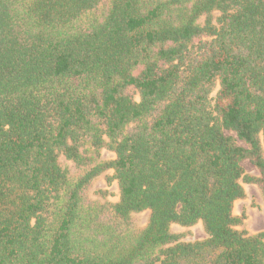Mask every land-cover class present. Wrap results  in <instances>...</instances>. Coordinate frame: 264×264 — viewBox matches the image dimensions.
I'll list each match as a JSON object with an SVG mask.
<instances>
[{"label": "trees", "instance_id": "trees-1", "mask_svg": "<svg viewBox=\"0 0 264 264\" xmlns=\"http://www.w3.org/2000/svg\"><path fill=\"white\" fill-rule=\"evenodd\" d=\"M244 183L264 200V0H0V264H264Z\"/></svg>", "mask_w": 264, "mask_h": 264}, {"label": "rangeland", "instance_id": "rangeland-1", "mask_svg": "<svg viewBox=\"0 0 264 264\" xmlns=\"http://www.w3.org/2000/svg\"><path fill=\"white\" fill-rule=\"evenodd\" d=\"M219 87L217 86L213 92V96L216 95ZM242 144L241 142H239ZM103 156L106 159H112L115 154L111 151L104 150ZM245 171L249 174L256 175L258 170L249 161H243ZM109 174H113V171H109ZM246 195L235 202L234 212L236 215L243 216V223L238 226V229L243 230L249 234L257 233L264 229V200L262 198L259 188L255 184L244 183ZM101 191H105L102 193ZM92 196L98 200H110L117 201L119 199V187L116 180L111 183L105 178V176L99 177L95 181ZM149 211H143L134 215L135 220L139 226H145L148 222ZM173 229L176 232L183 234L182 240L187 242L203 240L208 235L204 230L201 222L192 226H182L174 224Z\"/></svg>", "mask_w": 264, "mask_h": 264}]
</instances>
